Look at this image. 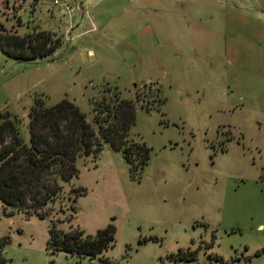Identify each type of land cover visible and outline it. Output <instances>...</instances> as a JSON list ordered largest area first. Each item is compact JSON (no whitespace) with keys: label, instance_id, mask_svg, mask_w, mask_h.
<instances>
[{"label":"rangeland","instance_id":"rangeland-1","mask_svg":"<svg viewBox=\"0 0 264 264\" xmlns=\"http://www.w3.org/2000/svg\"><path fill=\"white\" fill-rule=\"evenodd\" d=\"M80 1L68 41L48 0H0V35L59 40L33 62L0 51V112L27 140L35 100L67 99L92 124L117 95L136 103L128 137L149 157L133 176L106 144L77 158L85 193L70 221L55 204L57 228L113 224L109 264H264V0ZM48 225L0 204V264L97 262L48 250Z\"/></svg>","mask_w":264,"mask_h":264},{"label":"trees","instance_id":"trees-1","mask_svg":"<svg viewBox=\"0 0 264 264\" xmlns=\"http://www.w3.org/2000/svg\"><path fill=\"white\" fill-rule=\"evenodd\" d=\"M58 46L59 40L47 32L0 35V51L17 62L47 57ZM94 111L91 124L67 99L51 106L35 100L27 113V140L20 135V120L7 111L0 112V204L8 215L14 210L25 217L49 218L46 248L51 252L98 259L88 264H109L106 257L98 256H103L113 245V224L108 223L87 235L72 226L62 231L51 217L55 204L60 206L65 199L70 221L76 198L85 193L83 188L71 186L78 173L77 158L95 156L106 144L122 154L132 176L147 163L149 148L144 142L128 137L135 120V102L115 95L111 101L97 103ZM66 186L68 191L64 193Z\"/></svg>","mask_w":264,"mask_h":264},{"label":"built area","instance_id":"built-area-1","mask_svg":"<svg viewBox=\"0 0 264 264\" xmlns=\"http://www.w3.org/2000/svg\"><path fill=\"white\" fill-rule=\"evenodd\" d=\"M51 9L55 10L57 13H59L63 18V27H65V35L66 40H71L73 37L78 36L79 34H76L75 36L71 37L68 35L69 31H72L73 27L75 25H81V18L84 17V15L87 13L82 7V3L80 0H48ZM76 13L74 16L73 14ZM95 30L94 27H91L90 29H87L86 32H91ZM82 34V33H80Z\"/></svg>","mask_w":264,"mask_h":264},{"label":"crops","instance_id":"crops-1","mask_svg":"<svg viewBox=\"0 0 264 264\" xmlns=\"http://www.w3.org/2000/svg\"><path fill=\"white\" fill-rule=\"evenodd\" d=\"M92 36L94 37L95 35H92ZM71 186L75 187V186L72 184V182H71ZM77 187H80V186H77Z\"/></svg>","mask_w":264,"mask_h":264}]
</instances>
